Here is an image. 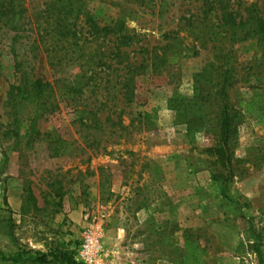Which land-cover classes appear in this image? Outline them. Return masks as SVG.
Here are the masks:
<instances>
[{"label": "rangeland", "instance_id": "374dc122", "mask_svg": "<svg viewBox=\"0 0 264 264\" xmlns=\"http://www.w3.org/2000/svg\"><path fill=\"white\" fill-rule=\"evenodd\" d=\"M11 1L29 19L19 33L0 25V264H39L56 248L80 264H264V43L248 26L231 42L219 24L225 9L239 22L252 5L264 19V0H74L77 26L87 13L101 27L113 20L131 59L147 57L141 46L168 57L161 73L137 77L132 104L111 83L104 99L86 93L82 117L57 93L11 99L24 74L62 75L44 46L62 41L50 26L68 8ZM211 66L220 74L206 75ZM227 70L223 161L218 83Z\"/></svg>", "mask_w": 264, "mask_h": 264}, {"label": "trees", "instance_id": "16d2710c", "mask_svg": "<svg viewBox=\"0 0 264 264\" xmlns=\"http://www.w3.org/2000/svg\"><path fill=\"white\" fill-rule=\"evenodd\" d=\"M68 8H60L58 16L54 20L53 27L50 26L51 32H55V36L61 38L62 41H57L50 44H45L48 51L54 54V59H58L55 66L61 67L62 75L53 83L45 82L41 78L30 79L27 74L21 78L20 84L12 86L11 99L17 101L33 100L36 102L44 97H50L59 94L60 99L72 102L75 107L84 108L79 110L81 117L85 111L86 93L90 92L95 96L102 95L107 92L111 83L118 90L117 97H121L122 105L132 104L136 97V79L151 72L159 74L166 68L168 57L166 55L152 54L147 46H141V51L147 57H141L139 60L131 59L128 48L129 43L125 42L121 31H116V23L112 20L109 24L100 26L94 16L86 14L84 25L77 26L80 10L73 9V1L66 0ZM212 4V3H211ZM48 11V10H47ZM45 11L47 14L48 12ZM247 17L241 18L238 22L234 17L233 12L225 9V14L222 15L219 24L221 28H225L230 35L231 42H239L243 38L239 37L240 30L244 27H249L248 35L250 37L258 36L259 41L264 43V19L259 15V10L252 5L246 10ZM26 10L21 4H16L15 1L0 0V25L8 28L13 32L19 33L25 31L23 28L26 25L27 18ZM73 22V23H70ZM37 26V25H36ZM49 27L37 26L36 30L44 32ZM87 29V30H86ZM175 32L169 34L173 35ZM168 35V37H169ZM42 36V35H41ZM124 41L122 42V40ZM96 41H102L100 44ZM95 43L94 49L91 50L93 55L86 53L87 44ZM14 45L11 46V52ZM62 51L63 54L57 56L56 53ZM17 53V52H16ZM15 53V66L21 69L22 59L17 61ZM153 55L152 57H150ZM77 69L74 73L72 70ZM203 70L206 75L213 77L214 73H219L220 70L211 66V70L207 68ZM67 70H70L69 75H63ZM220 74V73H219ZM207 77V76H206ZM224 79L218 83L221 87L220 102L222 105L221 112V135L222 148L217 150V155H220L223 161L228 160V141L231 136L232 118L229 112L228 89L233 86L232 72L227 70ZM209 79V78H207ZM210 80V79H209ZM210 83L213 82L211 79ZM207 84V83H206ZM98 99V98H97ZM97 102L104 104L103 100L98 99ZM93 116V114L91 113ZM97 119V116H93ZM88 121L89 117L80 118ZM92 122V121H91ZM22 256V255H21ZM51 260L48 256L42 255L35 260L39 264H80L68 253L58 248L51 253ZM18 259H14L17 262Z\"/></svg>", "mask_w": 264, "mask_h": 264}, {"label": "built area", "instance_id": "2783aa9c", "mask_svg": "<svg viewBox=\"0 0 264 264\" xmlns=\"http://www.w3.org/2000/svg\"><path fill=\"white\" fill-rule=\"evenodd\" d=\"M93 248H94V245H87L86 246V248H85V250H86V256H88L89 258L90 257H93V255H92V252H93Z\"/></svg>", "mask_w": 264, "mask_h": 264}]
</instances>
